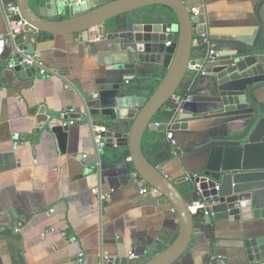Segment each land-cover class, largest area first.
<instances>
[{
  "label": "crops",
  "instance_id": "crops-1",
  "mask_svg": "<svg viewBox=\"0 0 264 264\" xmlns=\"http://www.w3.org/2000/svg\"><path fill=\"white\" fill-rule=\"evenodd\" d=\"M108 1L96 0V5ZM9 3L17 4V0H0V34L8 31L5 6ZM189 4L205 8L209 39L194 40L193 62L182 94H176L167 107L173 108L172 115L182 110L204 114L190 121L187 129L174 130L181 156L172 153L166 137L172 117L156 120L167 123V129L149 130L143 149L178 182L190 202L201 196L185 177L203 169L209 144L241 131L264 114V74L230 83L246 91L249 108L244 110L215 113L211 111L219 109L220 103L179 105L178 101L188 85L194 93H205L202 86L209 76L198 70L211 47L231 53L238 43L229 36L254 38L260 29L264 44V0H189ZM124 30L112 19L92 29L87 40L76 34L38 36L34 53L46 64L44 74H39V67L36 74H29L24 66L11 68L13 45L0 43V264H78L79 253L85 257L82 264H103L104 256L118 255L120 249L131 264H144L179 232L180 220L171 203L158 191L140 193L148 183L134 176L129 148L120 145L108 117H87L88 109L98 106L100 85L120 83L132 93L148 94V88L136 81L141 68H114L120 63L131 65L137 58L133 44L107 36ZM147 70L160 73L164 68L146 66L142 72ZM126 76L135 79L127 84ZM66 107L76 108V121L69 125L62 150L51 126L61 123L58 117ZM125 122L120 133L126 140L133 119ZM94 124L110 128L101 148L94 141ZM15 133L23 138L16 149ZM18 221L23 222L19 233L15 231ZM263 225L261 219L197 221L187 251L173 264H243L245 240L253 236V226ZM50 227L60 232L42 235ZM68 236L75 241L69 242Z\"/></svg>",
  "mask_w": 264,
  "mask_h": 264
},
{
  "label": "water",
  "instance_id": "water-1",
  "mask_svg": "<svg viewBox=\"0 0 264 264\" xmlns=\"http://www.w3.org/2000/svg\"><path fill=\"white\" fill-rule=\"evenodd\" d=\"M21 16L37 31L30 33L20 43L29 53L35 52V39L42 34H76L84 40L90 31L119 16L140 8L165 5L176 15V22L142 19L125 26L124 31L110 32L109 38H120L133 44L136 61L114 65L119 68H141L162 66L165 74L159 85L148 97L132 93L125 84L106 83L97 90L98 106L88 109L87 117H108L112 130L117 131L120 145L129 148L131 160L140 177L166 198L180 220V230L169 245L144 264H173L187 251L196 232L195 223L211 224L222 220H264V114L257 115L248 127L227 135L209 144V151L201 171L194 178V188L199 190L209 206V213L193 212L185 193L178 182L171 179L155 165L143 149V141L149 130L165 131L167 123L157 124L158 112L166 108L187 79L192 64L193 42L206 29L205 8L192 15L189 0H110L96 5V0H17ZM69 14L63 18L61 14ZM171 32L167 33V28ZM252 36L228 38L236 41V48L219 51L207 68L208 81L202 89L193 91L192 101L220 103L221 107L211 112H235L249 108L244 89L231 87L236 80L264 74V44L261 29ZM171 41L170 45L167 42ZM3 44V41H0ZM20 67V65H18ZM28 73H37L34 65L24 66ZM156 71L155 69H153ZM153 71V72H154ZM151 72V71H145ZM131 84L134 76H126ZM204 113L182 110L173 112L172 130L187 129L189 122ZM81 116L79 110L78 117ZM133 119L127 139L121 131L125 121ZM69 125H53L51 130L65 150ZM204 216V218H198ZM253 236L245 240L243 264H264V225L253 226ZM103 264H131L129 255L121 249L118 255L103 259Z\"/></svg>",
  "mask_w": 264,
  "mask_h": 264
},
{
  "label": "built area",
  "instance_id": "built-area-1",
  "mask_svg": "<svg viewBox=\"0 0 264 264\" xmlns=\"http://www.w3.org/2000/svg\"><path fill=\"white\" fill-rule=\"evenodd\" d=\"M200 6H191L190 12L192 15H197L199 14L200 11ZM5 17L7 21V26H8V31L5 34H0V40L9 43L13 45V50H12V55L15 57V60L13 62L9 63V66L11 68L15 67L16 65L20 66H31L34 65L36 67H39V74H44L47 70L46 64L44 63L43 59L39 57L36 53H29L24 46H21L19 44V39L21 37H26L32 32H36L37 29L31 25L26 19H24L21 16L19 6L16 3H9L5 6ZM172 30L171 28H167V33H170ZM200 39L203 41H207L209 39V35L205 32H202L199 36ZM171 41L167 42V45H170ZM218 55V52L216 49L211 47L209 49V54L205 59V63L200 67L198 70L200 75H205L207 73V67L211 63V60L213 59L214 55ZM191 65L189 66V68ZM192 85H188L185 89V94L182 97L180 101H178L179 105H182L183 103L186 102H191L192 101ZM76 113V108L75 107H66L64 108L60 115H59V120L60 124L62 125H70L76 121V118L74 117V114ZM93 132H94V141L96 143V146L98 148H101L104 144V141L110 132L109 126L105 124H94L93 125ZM167 141L169 147L172 149V153L178 156H181L183 153L182 151L179 150L178 145H177V140L175 138V133L174 130L170 129L167 132ZM23 138L20 133H15L14 134V142H13V148L16 149L18 145L22 142ZM85 158L87 157L86 155L84 156ZM134 176L140 177L139 173L137 170L134 171ZM197 176V173L188 175L185 177L186 180L193 182L194 178ZM197 190V189H196ZM94 192H98V189L95 188ZM150 192H157V190L150 186L149 184H145L141 189L140 193L141 194H148ZM197 193L200 195L199 190H197ZM201 196V195H200ZM189 206L193 212L196 211H201L203 215L209 213V206L206 204L204 198L201 196L196 200H192L189 202ZM174 209V208H173ZM51 212L54 211V209L50 210ZM23 227V222L18 221L15 231L16 232H21ZM51 231H59V229H55L54 227H50L47 230L42 232V235H45L48 232ZM60 232V231H59ZM68 241L69 242H74L75 237L74 236H68ZM131 256H133V253H130ZM84 254L79 253V257L77 259L78 264L84 263ZM107 258L106 256L103 257Z\"/></svg>",
  "mask_w": 264,
  "mask_h": 264
},
{
  "label": "trees",
  "instance_id": "trees-1",
  "mask_svg": "<svg viewBox=\"0 0 264 264\" xmlns=\"http://www.w3.org/2000/svg\"><path fill=\"white\" fill-rule=\"evenodd\" d=\"M169 13V16L168 14ZM150 18L155 21H166V22H176V15L174 11L165 5H153L144 8L137 9L135 11L129 12L125 15L119 16L114 19L115 26L121 27L127 24H131L136 21H142V19ZM165 74V70L163 72H141L137 75L136 81L139 83H143L146 88H148L149 97L156 87L159 85L162 77ZM182 90H179L177 94H182ZM172 117V112L168 111L166 108L161 109L157 116L156 120H168ZM127 153L129 150L126 149ZM147 156V155H146Z\"/></svg>",
  "mask_w": 264,
  "mask_h": 264
}]
</instances>
